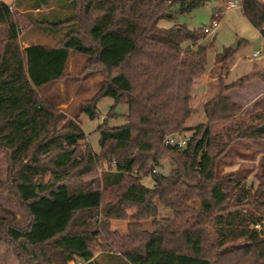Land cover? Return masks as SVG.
I'll return each mask as SVG.
<instances>
[{"label":"trees","instance_id":"1","mask_svg":"<svg viewBox=\"0 0 264 264\" xmlns=\"http://www.w3.org/2000/svg\"><path fill=\"white\" fill-rule=\"evenodd\" d=\"M67 1L73 30L53 47H22L15 9L0 0V146L9 150L11 186L28 214L24 227L0 217V242L21 264H264V162L257 184H249L252 169H226L235 165L233 150L241 154L238 140L264 141V99L246 109L227 94L250 77L226 84L220 71L219 92L204 103L206 122L186 147L165 143L185 130L208 46L204 30L160 22L174 17L175 6L189 12L210 0ZM241 7L264 39V1L241 0ZM84 19L91 42L81 36ZM63 23L39 22L53 30ZM237 49L217 54L218 70ZM72 51L105 73L82 113L94 119L103 97L128 104L127 123L98 127L100 152L81 143L87 135L77 118L38 91L65 77ZM149 175L152 187L143 184ZM155 200L173 217L158 218ZM148 218L152 231L141 223ZM114 219L129 221L126 235L111 230ZM99 238L105 245L96 254Z\"/></svg>","mask_w":264,"mask_h":264},{"label":"rangeland","instance_id":"2","mask_svg":"<svg viewBox=\"0 0 264 264\" xmlns=\"http://www.w3.org/2000/svg\"><path fill=\"white\" fill-rule=\"evenodd\" d=\"M38 1L39 0H5V2L15 9L16 18L21 27L20 43L22 47H26L29 44H43L47 47H53L74 28L72 22L66 21L74 12L69 1L47 0V3L41 5L40 8H33ZM227 3L223 0H210L196 6L189 12H181L178 10V6H175L172 10L174 17L160 22V25L163 27L182 24L192 29L203 30L206 26L211 25L218 8L225 10L218 29L215 32L207 33L204 39V45L208 46L207 65L205 74L203 75L205 78L204 81H202V76L196 82L193 98L191 100L192 112L186 122L185 130L178 132L180 134L190 136L195 126L206 122L204 103L210 99V95L219 92L218 80L210 81L213 79L212 74L215 76L219 74L220 71L222 75L226 74V68L219 70L218 68L213 69L214 63L217 54L227 48L232 47L233 49H237L243 42V45L237 49L235 53L236 60L238 64L250 62L252 66L251 72L245 76L250 77L248 82L254 80L247 90H241L243 94L237 93L238 91H236V93H233L232 97L242 101L252 100V98H254L253 103L264 99V62L256 61L264 58V39L261 37L259 30L245 17L241 6L228 9ZM45 19L54 22L64 21L65 23L53 30L42 27L39 24V22ZM81 22V36L86 42H91V38L87 31L90 20L84 19L81 20ZM237 40H240V42L238 46L234 48L233 45ZM254 51L261 53L258 57L253 59L251 58V54ZM237 73L240 72L235 70L230 80L235 78ZM104 79V71L90 64L87 56L72 51L66 66L65 77L38 89L44 100L54 105L68 118H77L79 120L87 135L86 139L81 143L90 144L96 152H100V132L98 131V127L104 123H108L111 126L127 123L125 115L129 110L127 103H115L113 98L103 97L98 101L97 107L99 113L94 119H91L86 113H82V107L85 101L90 99L97 92ZM227 81L229 80L223 78V83ZM201 82H204V84H201ZM248 109H251V105H249ZM235 147L240 150L241 154L233 150L235 165L227 166L226 169H252L254 172L249 175L248 181L249 184H257L258 181L254 174L262 170V165H260V163L264 162V141L238 140L235 143ZM8 155L9 150L0 146V217L9 220L13 216L16 225L24 227L28 222V214L11 186ZM171 169L172 165L170 160L165 158L161 171L167 174ZM103 171L104 168L102 167L97 169L98 174ZM143 184L147 187H152V176H145L143 178ZM155 202L158 206V218L173 217L174 212L171 208L163 205L158 200H155ZM193 204L198 207L199 201L195 200ZM135 210V208L130 209L129 213L132 214ZM103 217L104 214L102 213L100 219ZM128 223V220L114 219L111 220L110 228L112 231H117L121 235H126L128 233ZM141 223L146 230L152 231V229H155L153 218L142 220ZM126 227L127 233L124 234L121 231ZM96 243L95 251L96 254H99L103 249V245H105V241L99 238ZM0 264H21L20 257L16 256L13 248L5 241L0 242Z\"/></svg>","mask_w":264,"mask_h":264},{"label":"crops","instance_id":"3","mask_svg":"<svg viewBox=\"0 0 264 264\" xmlns=\"http://www.w3.org/2000/svg\"><path fill=\"white\" fill-rule=\"evenodd\" d=\"M254 52H258V51H254ZM254 52L251 54L252 56H251V58H255V57H258L259 55H260V53L261 52H258L257 53V55H254ZM256 61H258V62H260V61H262V62H264V58H261V59H258V60H256ZM242 62V61H241ZM215 68H217V66L216 65H214V67H213V69H215ZM251 69H252V66H251V64H250V62H247V63H245V62H242V63H237V60H236V55L229 61V63H228V65H227V67H226V74H223L222 75V77L223 78H225V80H229V81H227V82H225L226 84H230V83H232V82H234V81H236V79H239V78H241V77H243V76H245L246 74H248V73H250L251 72ZM235 70L237 71V72H240V73H237L236 74V76H235V78H232V80H230V77H231V75L235 72ZM212 71V70H211ZM219 75H220V73L219 74H217V75H213L212 74V80H210V81H215V80H218V77H219ZM204 78H205V76H203L202 78H201V80L202 81H204ZM209 81V82H210ZM252 82H254V80H251V82H248L247 84H245V88H243V89H245V90H247L248 88H249V85H251V83ZM201 84H204V82H201ZM200 84V85H201ZM243 89H238V88H236V89H232V90H229V91H227V94L232 98V100L233 101H235V102H239L244 108H246V109H248V107H249V105H251V108H252V106L254 105V103H253V99L254 98H252V100H245V101H242V100H240V99H238V98H233L232 97V95H233V93H236V91H238L237 93H242L243 94V92L241 91V90H243ZM216 92H217V90H216ZM210 94H212V93H210ZM214 94V93H213ZM217 94V93H216ZM216 94H214V95H216ZM239 94V95H240ZM214 95H210V97L209 98H212ZM238 95V94H237ZM256 96V95H255ZM254 96V97H255ZM236 97H238V96H236ZM240 98V97H239ZM208 101V100H207ZM253 103V104H252ZM148 220V219H147ZM114 222V221H113ZM153 230V229H152ZM122 233H127V227L126 228H124V230H122L121 231Z\"/></svg>","mask_w":264,"mask_h":264},{"label":"built area","instance_id":"4","mask_svg":"<svg viewBox=\"0 0 264 264\" xmlns=\"http://www.w3.org/2000/svg\"><path fill=\"white\" fill-rule=\"evenodd\" d=\"M237 6H241V0H230L227 3V8L228 9H234ZM225 13V10L223 9H218L215 12L214 19L211 22L210 26H206L203 30L205 33H211L215 32L218 27L220 26V21ZM258 52H254V55H257ZM190 136L185 135V134H180V133H175L172 135H169L165 139V143L173 146H178L181 148H184L188 145ZM256 228H261L260 224L255 225ZM80 264V263H79Z\"/></svg>","mask_w":264,"mask_h":264},{"label":"water","instance_id":"5","mask_svg":"<svg viewBox=\"0 0 264 264\" xmlns=\"http://www.w3.org/2000/svg\"><path fill=\"white\" fill-rule=\"evenodd\" d=\"M239 42H240V40H237V42H235V44L233 45V47H234V48L237 47L238 44H239Z\"/></svg>","mask_w":264,"mask_h":264}]
</instances>
